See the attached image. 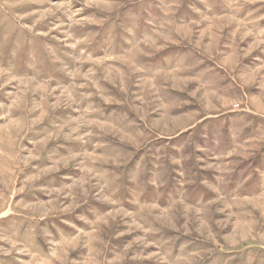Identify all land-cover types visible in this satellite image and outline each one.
<instances>
[{
  "label": "rangeland",
  "instance_id": "rangeland-1",
  "mask_svg": "<svg viewBox=\"0 0 264 264\" xmlns=\"http://www.w3.org/2000/svg\"><path fill=\"white\" fill-rule=\"evenodd\" d=\"M0 264H264V0H0Z\"/></svg>",
  "mask_w": 264,
  "mask_h": 264
}]
</instances>
